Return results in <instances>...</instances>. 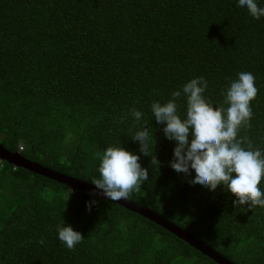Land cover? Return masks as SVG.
<instances>
[{"label": "trees", "instance_id": "obj_1", "mask_svg": "<svg viewBox=\"0 0 264 264\" xmlns=\"http://www.w3.org/2000/svg\"><path fill=\"white\" fill-rule=\"evenodd\" d=\"M241 71L258 92L238 136L264 150V17L236 0H0V143L91 183L96 153L120 142L139 152L132 136L146 125L149 180L128 199L235 264H264V208H235L233 194L169 167L175 142L150 111L194 76L218 108ZM62 219L84 237L72 249L56 239ZM0 264L219 263L139 213L0 159Z\"/></svg>", "mask_w": 264, "mask_h": 264}, {"label": "clouds", "instance_id": "obj_2", "mask_svg": "<svg viewBox=\"0 0 264 264\" xmlns=\"http://www.w3.org/2000/svg\"><path fill=\"white\" fill-rule=\"evenodd\" d=\"M236 6L246 10L253 19L264 17V0H236ZM207 88L208 81L203 76H194L172 90L165 102L153 100L150 104L152 117L157 125H163L164 137L175 142L169 167L190 177L191 185L210 192L220 186L223 191L233 194L235 208L245 205L250 209L264 208V184H261L264 150L238 136L239 129L247 126L252 117L250 102L258 92L255 76L250 71L238 72L236 78L228 81L221 90L223 104L215 109L204 95ZM181 96L184 97L183 114L177 103ZM129 111L134 121H141L143 113L140 110L133 107ZM132 139L139 142V152L120 142L96 153L99 175L90 182L108 200L127 199L131 192L149 180V168L142 166L140 161L141 153L149 154L146 151L147 126L141 125ZM157 162V157L151 154V164ZM96 202L93 198L85 204L90 210ZM55 228L56 239L68 249L84 238L64 219Z\"/></svg>", "mask_w": 264, "mask_h": 264}, {"label": "water", "instance_id": "obj_3", "mask_svg": "<svg viewBox=\"0 0 264 264\" xmlns=\"http://www.w3.org/2000/svg\"><path fill=\"white\" fill-rule=\"evenodd\" d=\"M0 159L13 164L16 167H23L32 172L41 174L46 176L50 179H53L59 183H63L71 188V190H83L89 194L94 196L100 197L106 201L119 204L128 210H132L136 213L141 214L142 216L148 218L151 221L156 222L160 226L166 228L167 230L173 232L178 237L182 238L186 242H188L191 246L195 249L199 250L203 254L207 255L208 257L212 258L219 264H235L230 261L228 258L223 256L214 248L210 247L209 245L205 244L198 238H196L191 233L187 232L183 228L179 227L175 223L169 221L165 217L159 215L158 213L154 212L153 210L136 203L130 199L120 198L118 200L112 201L105 198L101 192L95 188V186L91 183L82 181L80 179L74 178L72 176L63 174L59 171L54 169L48 168L43 166L40 163L33 162L20 154L19 151L11 152L8 150L3 144L0 143Z\"/></svg>", "mask_w": 264, "mask_h": 264}]
</instances>
